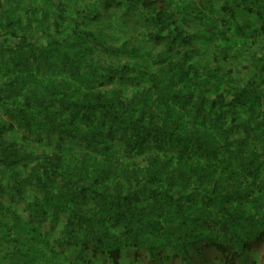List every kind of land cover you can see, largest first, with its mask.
<instances>
[{
  "label": "trees",
  "instance_id": "trees-1",
  "mask_svg": "<svg viewBox=\"0 0 264 264\" xmlns=\"http://www.w3.org/2000/svg\"><path fill=\"white\" fill-rule=\"evenodd\" d=\"M261 245L264 0H0V264Z\"/></svg>",
  "mask_w": 264,
  "mask_h": 264
},
{
  "label": "rangeland",
  "instance_id": "rangeland-1",
  "mask_svg": "<svg viewBox=\"0 0 264 264\" xmlns=\"http://www.w3.org/2000/svg\"><path fill=\"white\" fill-rule=\"evenodd\" d=\"M257 252H258V254H259L260 257H261V256H264V245L259 246V247L257 248ZM204 253H205V255H206L207 257H215V256H217V253H216L215 251L211 250V249H209V250L206 249V252H204ZM143 256H144V255H143ZM194 258H195V257H194ZM195 260H197V259L195 258ZM143 262H144L145 264H149V263L146 262V260H145V256H144ZM166 264H181V259H180L179 256H173V257H171V258L167 261Z\"/></svg>",
  "mask_w": 264,
  "mask_h": 264
}]
</instances>
